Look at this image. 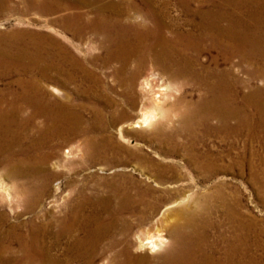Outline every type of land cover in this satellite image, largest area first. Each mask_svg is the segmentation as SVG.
I'll use <instances>...</instances> for the list:
<instances>
[{"label":"bare ground","instance_id":"1","mask_svg":"<svg viewBox=\"0 0 264 264\" xmlns=\"http://www.w3.org/2000/svg\"><path fill=\"white\" fill-rule=\"evenodd\" d=\"M176 3L20 0L70 44L0 34V264H260L264 0Z\"/></svg>","mask_w":264,"mask_h":264},{"label":"rangeland","instance_id":"2","mask_svg":"<svg viewBox=\"0 0 264 264\" xmlns=\"http://www.w3.org/2000/svg\"><path fill=\"white\" fill-rule=\"evenodd\" d=\"M167 1H169V5L167 7H180L176 3V0H167ZM10 3L9 4L12 5L13 7H7L5 8L6 10L3 9V11L2 10L0 11V34L10 35L13 31L18 29L30 30L36 32L38 31L42 34L44 33V35L48 37L57 38L59 40H63L62 42L70 44L69 42L70 35L63 32L62 27H60V25L57 23L58 19H60L62 16H65L67 14V11L53 13V15L51 14V16L50 15L46 16L42 14L40 11L39 12L29 11L28 13L23 15L19 12L20 11L19 7L17 8V6H19L20 4V0H11ZM257 83L259 86L261 85L260 82H256V84ZM43 90L47 93L49 97L54 98V95H52L49 90L45 88H43ZM229 176L230 177L232 176L233 178L232 174H230ZM237 180H243L244 182V186L242 187V193H243L242 204H243V210L245 211V217L249 222L257 221L260 227V264H264V200L258 198L255 195L254 187L251 184L248 175H246L243 179L240 178ZM9 182L10 181H6V184H8L10 188L12 187L11 189L13 191V195L15 199L17 197L22 198L23 195L20 194L21 193L20 183H16V182L9 183ZM232 191H234V189H232ZM65 194L66 191L64 192V195ZM47 197L45 198L44 201L45 207L51 205L52 196H47ZM5 202L6 201L4 198V193L0 191V205ZM30 216H31L30 214L26 213L24 214L23 218Z\"/></svg>","mask_w":264,"mask_h":264}]
</instances>
